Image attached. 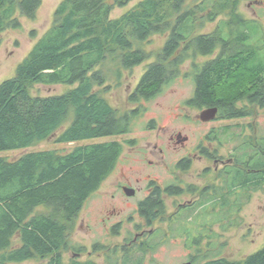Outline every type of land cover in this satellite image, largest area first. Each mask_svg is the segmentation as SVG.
I'll use <instances>...</instances> for the list:
<instances>
[{"label":"trees","instance_id":"trees-1","mask_svg":"<svg viewBox=\"0 0 264 264\" xmlns=\"http://www.w3.org/2000/svg\"><path fill=\"white\" fill-rule=\"evenodd\" d=\"M129 1L63 0L58 5L52 26L18 65L15 76L0 84V151L25 150L50 138L69 144L130 133L144 108L121 113L97 90L106 85L107 75L100 67L109 59L132 69L155 56L129 97L132 103L159 96L190 60L185 74L194 92L188 105L217 107L215 120L222 121L246 119L257 107L264 108V34L238 12L239 0H141L120 17H111L115 6ZM34 2L0 0V32L19 27V8L34 18ZM205 11L209 21L221 14L228 17L214 32L199 33L204 24L200 13ZM156 34L167 35L166 41L156 52H148L144 44ZM40 84L77 85L66 93L44 96L34 93ZM155 125L152 121L148 127ZM249 126L253 135L245 125L239 134L232 132L231 124L213 127L206 136L208 145L199 146L212 159L218 148L210 144L239 140L225 169L228 209H239L242 196L248 200L251 191L264 188V136L257 137ZM124 149L122 142L112 140L67 152L45 149L16 158L0 156V264L31 259L38 264H96L75 257L84 248H73L70 234L86 201L113 172ZM181 164L187 170L190 161L185 158ZM173 188L169 185L168 191ZM218 188H210V199L217 200ZM239 188L247 195L230 204ZM156 205L148 200L142 209L152 212ZM149 248L140 245L142 254L135 259L128 249L123 264H144ZM71 249L73 257L66 262L63 252ZM110 252L109 264H117L115 249ZM190 259L192 264H264V246L239 260Z\"/></svg>","mask_w":264,"mask_h":264},{"label":"rangeland","instance_id":"rangeland-1","mask_svg":"<svg viewBox=\"0 0 264 264\" xmlns=\"http://www.w3.org/2000/svg\"><path fill=\"white\" fill-rule=\"evenodd\" d=\"M63 0H44L39 11L36 12L34 18H30L17 11L19 27L9 26L0 32V84L15 76L18 65L27 57L38 39L52 26L54 14L58 5ZM141 0H130L124 5L115 6L111 17L117 18L126 13L128 10L136 6ZM193 3L192 0H190ZM238 12L241 16L251 22V26L260 27L261 34H264V0H239ZM208 12L200 13L203 17V26L198 29L200 33H212L219 26L220 22L228 17L226 15H218L214 21L207 19ZM264 36V35H263ZM167 35L156 34L151 40L144 44L148 52H156L165 43ZM201 60L203 58H200ZM155 60V56H151L144 63L132 68L126 69L115 61L110 59L101 65L107 75L105 86L97 88L102 92L105 98L119 112L123 113L131 111L134 108L142 106L143 112L136 117L131 126V132L120 136H107L95 138L91 140L81 141L78 143L62 144L56 143L54 138H50L37 143L25 150L19 151H0V156L16 158L27 151L58 149L60 151H70L75 146L87 143H97L118 140L125 146L124 153L119 159L114 171L102 183L100 189L96 191L85 203L79 216L75 221L70 241L74 247H83V254L79 260L92 259L96 264H109L108 255L117 248L116 260L121 264L122 251L119 246L124 245L126 241L132 238H124L125 232L120 235L112 234L108 227L103 226L100 222L101 218L111 215L112 210L120 211L119 214L134 213L133 208H129L132 200H126L125 194L117 190L118 184L129 183L135 187L145 186L149 178H156L162 184L170 181V177L175 171L174 164L180 158L192 156L194 159V168L191 170L197 175L205 167H211L203 180L196 181L192 176H187L184 172L177 174L182 176L189 182H195L197 185L209 189L202 200L213 194V189L222 185L220 179H216V174L211 170L217 166L214 159L203 156L198 149V145L206 144L208 141L206 136L213 127H219L225 124H231L232 132H241V125H245L247 134L253 135L254 131L249 125H252L256 131L257 137L264 136V108H256L254 115L246 119H237L231 121L215 120L212 122H203L199 119V115L203 109L187 104L194 92V84L190 76L185 73L191 68V61L188 60L182 67V73L176 81L168 85L163 93L150 99L142 100L137 104L132 103L129 99L130 95L140 79L147 66ZM77 85V84H76ZM76 85L56 84V85H36L34 93L38 95H58L63 94L72 89ZM152 121L156 122L154 128H149L148 124ZM181 134L179 142L176 136ZM175 136L174 140L171 137ZM186 140H183L184 138ZM135 140L133 144L129 141ZM239 140L225 142L219 145L218 142L210 144L212 149L218 148L215 158L224 160L229 164L232 158L234 147ZM163 149V152L160 149ZM150 160L158 162L150 165ZM220 164V163H219ZM199 175V174H198ZM139 179V180H138ZM224 185V184H223ZM225 186V185H224ZM220 190V188H218ZM225 187L221 189L217 202H208L205 205H196L188 208L187 214L183 218H189V223H194L195 232L204 229L206 225L209 228L200 231L205 235H211L212 243L205 249L200 248L199 251L186 249L183 240L174 239V242L162 244L161 247L154 251H149L145 255L144 264H182L190 260L191 256L197 258L203 257L202 261H206L212 257H226L230 260H239L246 257L264 246V188L251 191L250 198H241L240 208L228 209L225 200L221 197L225 195ZM114 194V195H113ZM218 194V193H217ZM223 194V195H221ZM237 197L241 194L247 195V191L239 188L236 193ZM194 196H186L184 199H193ZM220 202H219V201ZM236 200V199H235ZM234 198L229 202L234 203ZM168 213L174 212L176 204L167 199ZM135 204V203H133ZM217 204V205H216ZM111 215L108 222L110 226L114 221L121 217ZM113 218V219H112ZM178 218V217H177ZM191 219V221H190ZM205 222L207 223L206 225ZM128 224V223H126ZM163 230L167 228V224L156 223ZM192 231L191 225H189ZM163 237V236H161ZM95 240L106 243L107 248L94 247L92 242ZM19 242L18 237L15 243ZM76 246V247H75ZM200 247V246H199ZM72 248V249H73ZM95 248H98L97 250ZM63 252V258L69 262L73 257V252ZM132 249V248H131ZM74 250V249H73ZM93 250V251H92ZM92 252L89 254V252ZM106 251L108 254L106 255ZM132 257L135 259L142 254L138 245L133 250ZM39 260H27L23 263L14 264H38Z\"/></svg>","mask_w":264,"mask_h":264},{"label":"flooded vegetation","instance_id":"flooded-vegetation-1","mask_svg":"<svg viewBox=\"0 0 264 264\" xmlns=\"http://www.w3.org/2000/svg\"><path fill=\"white\" fill-rule=\"evenodd\" d=\"M34 4H38V7L36 8V11H39L40 7L43 5L44 0H34ZM34 4L32 6H34ZM18 11H21L19 8ZM36 16V15H35ZM213 56H207V59H210ZM152 63V62H151ZM148 69H145L143 74L141 75L140 79L138 80L137 85L141 81L142 77L146 73ZM136 85V87H137ZM135 87V88H136ZM142 101V100H141ZM138 103V102H137ZM135 103V104H137ZM137 109V108H134ZM205 109V108H204ZM215 121V120H212ZM210 121V122H212ZM179 136L181 134H178L176 136L177 142H179ZM179 137V138H178ZM175 136L171 137V140H174ZM206 141V139H205ZM136 141L133 140V145ZM200 144L198 145V149ZM161 152H163V149H160ZM204 156V154H203ZM208 157V156H207ZM188 158L190 161V165L187 170L182 169L181 162ZM214 162L217 166L214 167L212 172L216 174V179H220L223 183L220 186V189H223L225 186V169L228 168V164L224 160H219L218 158H213ZM158 162L156 160H150L149 163L152 165L153 163ZM229 162H231L229 160ZM194 159L191 156L180 158L176 161L174 166L172 168L175 169L173 171V175L169 178L170 181L166 182L165 184H162L159 182L156 178H149L146 182L145 186H138L135 187L132 184L129 183H120L118 184L117 190L119 192H122L125 194L126 200H132L133 203L129 205V208H133L134 213L121 215L119 214L120 211L117 212V210H112L111 215L119 216L121 215L119 220L114 221L110 226H108V222L110 220L111 215H106L101 218L100 222L103 226L105 225L108 227L109 231H111L112 234L120 235L123 231L125 232L124 238H132L125 242L124 245H120L119 248L122 251V262L123 264V258L125 257L126 251L128 249L134 250L135 246L138 245V247L142 244H148L151 248H149V251H154L162 246L164 243L168 242H174V239H181L184 241L186 249H194L199 251L200 248H206L207 246H210V243H212L211 235H205L204 233H201L200 231L209 228L207 223L205 222L206 227L204 229H199L198 232H195L196 227H194V223H189V218H183L187 214L188 208H192L196 205H205L208 202H215V200L208 198H205L202 200L207 193L206 186L202 187L197 185L195 182H189L185 180L182 176L178 175V172H184L187 174V176H192L194 173L191 172V170L194 168ZM220 163V164H219ZM211 167H205L199 172L195 177H193L194 180L199 181L200 179L203 180L204 177L207 175V172H209ZM114 171V170H113ZM207 177V176H206ZM139 180V179H138ZM224 184V185H223ZM173 186L175 190L168 191V186ZM101 187V186H100ZM125 188H129L133 190V195H128ZM100 189V188H99ZM98 189V190H99ZM165 189V190H164ZM97 190V191H98ZM209 192V191H208ZM114 195V194H113ZM194 196L197 195L196 198L193 199H184L186 196ZM224 199V195L221 197ZM233 198H237V196H233ZM167 199L171 200L172 203L176 204V209L174 212L168 213V207H167ZM219 199V198H218ZM148 200H153L156 202L155 208H153L152 212H144L142 209V205L146 204ZM221 200V199H219ZM186 209V210H185ZM186 212V214L181 211ZM178 217V218H177ZM113 219V218H112ZM191 221V219H190ZM163 223L165 222L167 224V228L163 230L160 226L156 225V223ZM128 223V224H126ZM189 225L192 227V231L190 230ZM196 226V225H195ZM163 236V237H161ZM94 247H101L107 248V244L102 241L95 240L92 242ZM200 246V247H199ZM96 250L98 248H95ZM93 251V250H92ZM116 254L115 258L118 254L117 248L115 249ZM106 255L108 254V251H106ZM92 253L91 251L89 254ZM82 252L75 253L76 258H80V255H82ZM109 256V255H108ZM119 256V255H118ZM117 256V257H118ZM114 258V259H115ZM187 262H191L190 259ZM116 263L118 264V261L116 260Z\"/></svg>","mask_w":264,"mask_h":264},{"label":"water","instance_id":"water-1","mask_svg":"<svg viewBox=\"0 0 264 264\" xmlns=\"http://www.w3.org/2000/svg\"><path fill=\"white\" fill-rule=\"evenodd\" d=\"M218 114V108L217 107H209L205 108L202 110V112L199 115V119L203 122H210L212 120H215ZM180 137V136H179ZM178 137V138H179ZM187 138L185 137L183 140H186ZM126 192L128 195H133V190L129 188H125ZM182 264H192L191 262H185Z\"/></svg>","mask_w":264,"mask_h":264},{"label":"bare ground","instance_id":"bare-ground-1","mask_svg":"<svg viewBox=\"0 0 264 264\" xmlns=\"http://www.w3.org/2000/svg\"><path fill=\"white\" fill-rule=\"evenodd\" d=\"M165 190V189H164Z\"/></svg>","mask_w":264,"mask_h":264}]
</instances>
